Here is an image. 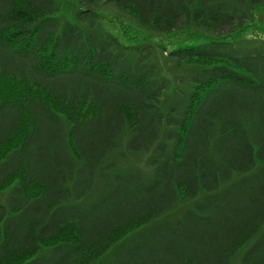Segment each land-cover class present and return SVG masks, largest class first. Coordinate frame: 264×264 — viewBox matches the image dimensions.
Returning a JSON list of instances; mask_svg holds the SVG:
<instances>
[{
    "label": "trees",
    "instance_id": "1",
    "mask_svg": "<svg viewBox=\"0 0 264 264\" xmlns=\"http://www.w3.org/2000/svg\"><path fill=\"white\" fill-rule=\"evenodd\" d=\"M263 2L0 0V264H264Z\"/></svg>",
    "mask_w": 264,
    "mask_h": 264
},
{
    "label": "rangeland",
    "instance_id": "2",
    "mask_svg": "<svg viewBox=\"0 0 264 264\" xmlns=\"http://www.w3.org/2000/svg\"><path fill=\"white\" fill-rule=\"evenodd\" d=\"M100 17L99 23L102 30L106 32L113 33L119 37L122 43L129 44L136 42L139 37H142L146 34H151L147 30L136 25L131 19L127 18L128 15H123L112 3L104 1L99 4V9L97 10ZM248 12V26L247 30L254 29H264V2L261 6L249 7L247 8ZM66 16L69 18L71 14L65 12ZM123 15V16H122ZM129 17V16H128ZM115 18V20H113ZM131 18V17H130ZM167 70V65H164V71ZM185 73V72H184ZM170 95L165 96V100H169ZM129 134L127 133L121 139V147L118 148V151L112 154V157L117 160L121 165L132 164L135 166H144L147 159L148 153L141 152H132L126 147L127 139ZM6 146H1L0 151ZM122 150V151H121ZM186 212L182 210L174 215L173 219H184ZM149 232V231H148ZM205 235V234H204ZM141 237V236H140ZM46 252V251H44ZM235 264H239V259L236 260Z\"/></svg>",
    "mask_w": 264,
    "mask_h": 264
}]
</instances>
